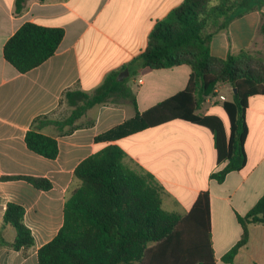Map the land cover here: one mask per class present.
<instances>
[{"label":"crops","instance_id":"0c3cea01","mask_svg":"<svg viewBox=\"0 0 264 264\" xmlns=\"http://www.w3.org/2000/svg\"><path fill=\"white\" fill-rule=\"evenodd\" d=\"M183 1L26 0L17 14L16 0H0V176L45 178L52 183V188L44 191L24 179L0 178V240L12 243L17 236L15 228L4 221L8 203L24 207L25 225L35 239L33 248L20 251L0 245V264H38V250L63 227L65 203L80 186L76 168L110 145L124 151V163L130 169L155 178L163 188L162 207L167 212L186 215L199 195L209 192L212 231L216 216L223 222L222 235L217 240L212 236L216 263L227 264L223 256L243 233L238 216H245L264 195V96L249 100L247 164L230 173L223 183L211 179L224 165L217 164L214 135L205 126L175 119L102 138L117 128L122 132L133 129L136 110L128 101L93 107L72 130L56 125L72 113L67 92L92 93L109 74L121 71L146 49L155 25ZM263 13L264 7L232 21L226 33L213 38V56L225 59L229 53L254 49L264 54V34L259 33ZM26 23L62 28L65 36L51 58L20 73L5 59L4 47ZM190 74L191 68L181 65L144 68L132 77L130 86L140 114L185 90ZM224 87H219L218 96L207 99L200 113L219 116L229 132L224 101L220 100ZM38 118L47 121L40 132L58 142L56 159L27 147L26 134ZM231 222L238 229L233 238L227 235ZM233 264H264V225L251 226L249 242Z\"/></svg>","mask_w":264,"mask_h":264},{"label":"trees","instance_id":"16d2710c","mask_svg":"<svg viewBox=\"0 0 264 264\" xmlns=\"http://www.w3.org/2000/svg\"><path fill=\"white\" fill-rule=\"evenodd\" d=\"M26 0H16V13ZM264 0H184L151 31L146 49L121 71L109 74L94 92L69 91L65 98L73 108L59 128L71 127L88 110L107 103L130 102L136 110L133 129L117 128L102 138L127 135L175 119L207 127L214 135L218 166L211 179L223 183L232 172L247 164L249 100L264 96V61L251 50L229 53L225 59L213 56L211 43L226 33L235 19L262 11ZM259 33L264 34V13ZM65 36L62 28L24 24L4 47L5 59L20 73L40 66L57 51ZM187 65L191 68L185 90L140 114L130 81L142 69H166ZM256 65L258 66L256 68ZM130 75L119 81V74ZM222 86L232 88V100L223 108L230 129L217 115L200 113L208 98L218 96ZM46 119L38 118L26 134L27 147L47 159H56L55 138L40 132ZM125 153L110 145L90 156L75 170L80 186L65 203L64 225L57 236L38 250V264H217L212 243L209 192L199 195L186 215L167 212L162 207L163 188L148 173L133 171L124 163ZM1 175V174H0ZM3 181L24 179L39 190L49 191L45 178L0 176ZM23 206L8 203L6 224L17 232L12 243L0 240L14 250L35 246L32 231L25 225ZM241 239L223 256L233 264L250 239L253 225H264V195L245 215L238 216Z\"/></svg>","mask_w":264,"mask_h":264},{"label":"rangeland","instance_id":"374dc122","mask_svg":"<svg viewBox=\"0 0 264 264\" xmlns=\"http://www.w3.org/2000/svg\"><path fill=\"white\" fill-rule=\"evenodd\" d=\"M251 51L254 53L256 57L264 61V54H262L261 51H257L256 49L251 50ZM257 67L258 66L256 65V68ZM218 90L220 91L219 88ZM221 94L224 95L228 100H231L232 99L231 87L225 86L222 89ZM223 118H224L225 123L228 124V121L225 115H223ZM222 230H223V222H221V219L218 218V216H216L215 222H214V229L212 231L213 239L217 240L222 235ZM227 231H228L227 235L229 236V238H233L235 234H237L238 229H237V226L233 222H231V223H228Z\"/></svg>","mask_w":264,"mask_h":264},{"label":"water","instance_id":"95a60500","mask_svg":"<svg viewBox=\"0 0 264 264\" xmlns=\"http://www.w3.org/2000/svg\"><path fill=\"white\" fill-rule=\"evenodd\" d=\"M130 75L129 69L124 70L119 74V81H123L125 78H127Z\"/></svg>","mask_w":264,"mask_h":264},{"label":"built area","instance_id":"2783aa9c","mask_svg":"<svg viewBox=\"0 0 264 264\" xmlns=\"http://www.w3.org/2000/svg\"><path fill=\"white\" fill-rule=\"evenodd\" d=\"M218 91H219V90L217 89L216 92H218ZM220 100H221V101H226V98H225L224 96L221 95V96H220Z\"/></svg>","mask_w":264,"mask_h":264}]
</instances>
